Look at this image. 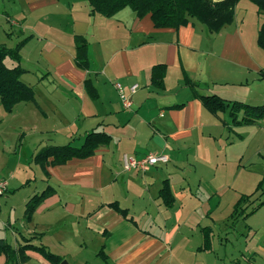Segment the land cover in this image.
I'll return each mask as SVG.
<instances>
[{"label": "crops", "instance_id": "0c3cea01", "mask_svg": "<svg viewBox=\"0 0 264 264\" xmlns=\"http://www.w3.org/2000/svg\"><path fill=\"white\" fill-rule=\"evenodd\" d=\"M263 21L264 14L248 0L237 2L232 22L217 32L195 18L178 28H156L149 14L139 18L127 7L109 17L90 14L87 0H0V45L13 48L23 41L20 66L26 71L20 79L34 91L32 100L16 103L10 111L0 104L2 166L10 162L17 135L20 139L25 130L30 134L18 140L23 144L26 134L34 137L30 160L43 146H79L92 130L110 136L107 145L86 158L47 166V173L39 167L40 175L34 176L38 184L31 189L32 178L11 170L0 176V197L9 207L0 238L17 248L23 237L41 234L31 243L77 264H86L87 254L108 264H264V238L255 239L253 225L233 244L228 234L218 236L219 230L226 232L221 224L217 228L212 219L203 221L215 211L210 202L193 206L189 201L185 206L192 197L182 190L186 167L197 173L198 165L222 159L220 121L227 125L221 112L210 113L194 97L185 77L199 94L237 101L230 99L228 85H242L253 70L264 76V66L254 58ZM74 35L87 42V69L74 61ZM5 59L8 67L17 65ZM156 64L166 67L160 89L150 85ZM86 79L95 88V98L85 90ZM116 83L125 91L138 85L127 108ZM148 153L166 155L168 161L144 171L123 169L124 154L139 158ZM218 165L221 178L227 170ZM164 181L174 198L171 208L159 196ZM47 186L52 193L26 221L25 203ZM207 188L215 193L212 186ZM111 202L126 209L132 220L108 207ZM183 211L189 222L180 223ZM196 214L203 222H193ZM138 216L144 217L143 223L137 222ZM204 226L211 228L208 248L200 230ZM26 255L22 264H50L36 251ZM0 264H5L2 253Z\"/></svg>", "mask_w": 264, "mask_h": 264}, {"label": "trees", "instance_id": "16d2710c", "mask_svg": "<svg viewBox=\"0 0 264 264\" xmlns=\"http://www.w3.org/2000/svg\"><path fill=\"white\" fill-rule=\"evenodd\" d=\"M239 0H87L90 14H101L109 17L122 10L130 8L137 17L141 18L146 14L150 15L152 23L156 28L172 27L178 28L188 23L190 18H195L207 30L211 32L219 31L224 25L229 24L233 20L234 9ZM257 7V11L264 14V0H248ZM22 42H18L13 48H7L0 45V104L6 111H10L12 106L19 102H27L33 99L34 91L31 86L26 85L20 79L21 75L26 71L20 66L19 49ZM75 50L74 61L79 68L87 69V42L81 35H74ZM257 44L264 50V21L261 23L258 34ZM10 58L17 65L8 67L4 59ZM166 67L164 64H156L151 68L150 85L155 88H163V77ZM185 81L193 88L194 97L198 98L202 105L212 114L218 112H228L232 124L252 123L258 119H264V105H249L240 101H232L224 99L216 94H199L196 92V84L189 81L185 77ZM86 92L91 98L96 97V91L90 79L84 81ZM241 113V118L238 115ZM110 136L103 131L92 130L85 134L82 143L74 146L70 142L63 145H47L41 147L36 152L32 161L38 164L44 172L47 166L60 165L72 158H86L92 155L95 150L103 145H107ZM261 183H259L254 192H256ZM52 188L47 186L40 193L31 196L25 203L24 218L29 221L32 213L38 204L52 193ZM253 192V193H254ZM159 196L164 206L171 208L174 198L169 191L167 181L163 182V186L159 191ZM248 197V195L246 196ZM245 199L241 196L234 204L233 213H243L244 208L239 205ZM257 205L256 207L261 206ZM124 218L127 217V211L121 208L117 202L107 204ZM252 208L249 215L256 209ZM41 234L32 237H23L24 243L17 248H13L9 243L0 238V253L5 256V264H21L27 260L26 251H36L50 264H61L63 257L51 252L45 245H34L31 243L32 238L40 237ZM210 243V230H204L203 246L208 248ZM102 251H99L101 253ZM104 255H102L103 257ZM106 258L105 256L103 257Z\"/></svg>", "mask_w": 264, "mask_h": 264}, {"label": "rangeland", "instance_id": "374dc122", "mask_svg": "<svg viewBox=\"0 0 264 264\" xmlns=\"http://www.w3.org/2000/svg\"><path fill=\"white\" fill-rule=\"evenodd\" d=\"M259 50L258 55L254 54V58L258 60L260 66L263 68L264 51L261 48ZM5 63L9 65V60L5 59ZM245 76L247 82L243 81L244 83L242 85L230 84L227 86L230 90L228 93V95L231 96L230 99H236L237 101L253 106L263 105L264 76L261 77L255 70ZM221 113L223 122H227V125H224L222 121H220L224 128V135L219 141L222 159H215L219 163H215V160H213L209 164L198 165L197 173L191 172L189 167L185 168L184 174L186 173L187 176L184 179L186 182L183 183L184 187L182 190L187 192L192 198L186 199L184 204L186 206L188 205L187 202L190 201V204L197 206L200 205V202L209 201L211 207L215 208V211L211 215L204 217L203 221L212 219L213 222L216 223L215 227L217 228H219V225L221 224L222 229L226 230V232H220L219 230L217 233L218 236L225 237V235L228 234L227 238H231L233 244L236 243L237 239L240 240L243 238L245 233L249 230V225H253L254 229L258 232L255 239H262L264 238V119L260 118L252 123H233L232 125L228 112ZM26 132L27 131L25 130L24 134ZM24 134H20V139L21 137H24ZM18 136L19 134L16 138L18 143L16 148L17 151L12 152L10 162L6 166H2L0 158V176L6 177L12 171L11 173L17 176L32 178L30 185L31 189L36 186L39 181V179H35L34 176H39L41 173L39 171L40 166L27 158L30 154V150H33L31 142L34 137L26 134L25 143L19 144L20 139ZM36 152H38V150ZM30 162L32 163L30 164ZM215 164H219V167H225L227 170L221 178L218 177L220 176V172L217 170L219 168L215 169ZM6 167H8V170ZM9 170L11 171L9 172ZM215 172L217 173V176L211 177L210 174H214ZM198 173L203 175V179L200 180L198 178L199 175L196 177V174ZM225 183H227V188L221 191L220 189ZM259 183H261V186L256 192H254ZM208 186H212L215 193H212L207 188ZM247 195L248 197H246ZM241 196L245 200L239 205V207H242L245 210L242 214L239 213V211L233 213L234 204ZM259 204L262 205L256 207ZM182 206L183 204L180 203V209ZM255 207L256 209L253 213L245 215L246 212L250 213L251 209ZM0 208V231H4L3 224H6L7 222L9 207L4 203V198L2 197H0ZM181 215L182 218L180 219V223L183 222L184 219V222H187V220L189 222L190 219L185 211L180 213V216ZM199 217L200 215L196 214L193 222H196V220L203 222L200 221L201 218ZM10 219V223L13 224L12 218ZM143 221L144 217H137V222L139 224L143 223ZM202 228L200 229L202 231L211 229L208 226ZM252 237V233H250L249 238L252 239ZM92 256L93 255L90 256L88 254L84 256L87 261L86 264H108L101 258L94 260ZM62 261L67 263L65 259ZM67 264H77V262L69 261Z\"/></svg>", "mask_w": 264, "mask_h": 264}, {"label": "built area", "instance_id": "2783aa9c", "mask_svg": "<svg viewBox=\"0 0 264 264\" xmlns=\"http://www.w3.org/2000/svg\"><path fill=\"white\" fill-rule=\"evenodd\" d=\"M115 87L118 91V95L124 107H129L131 104V97L132 94L135 93L136 89L138 88L137 84H133L129 86L128 90L121 86L120 83H116ZM168 161V157L163 154H146L142 157H133L130 155L124 154L122 156V164L124 170H137V171H144L149 165H155L158 163H166ZM3 188V183H0V193Z\"/></svg>", "mask_w": 264, "mask_h": 264}, {"label": "water", "instance_id": "95a60500", "mask_svg": "<svg viewBox=\"0 0 264 264\" xmlns=\"http://www.w3.org/2000/svg\"><path fill=\"white\" fill-rule=\"evenodd\" d=\"M61 264H67L65 261H62Z\"/></svg>", "mask_w": 264, "mask_h": 264}]
</instances>
